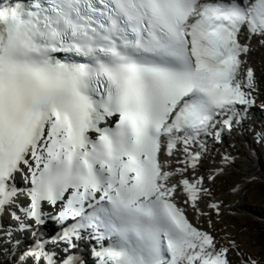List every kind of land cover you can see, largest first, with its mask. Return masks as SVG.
I'll use <instances>...</instances> for the list:
<instances>
[{"label": "snow or ice", "instance_id": "6c2138e0", "mask_svg": "<svg viewBox=\"0 0 264 264\" xmlns=\"http://www.w3.org/2000/svg\"><path fill=\"white\" fill-rule=\"evenodd\" d=\"M258 54L264 0H0V264H264L216 227Z\"/></svg>", "mask_w": 264, "mask_h": 264}, {"label": "rangeland", "instance_id": "374dc122", "mask_svg": "<svg viewBox=\"0 0 264 264\" xmlns=\"http://www.w3.org/2000/svg\"><path fill=\"white\" fill-rule=\"evenodd\" d=\"M257 110L264 116V112ZM249 123L252 128L247 135L237 138L240 139L239 142L235 141V147L241 156L237 164L242 170L222 178L226 181L223 185L226 193L223 198L225 205H231L232 208L237 205L238 208L235 212L230 210L227 213V224L218 223L216 227L218 230L225 228L233 233L242 251L259 260L264 256L263 241L258 239V233L264 228V144L257 143L256 134L263 126L256 115ZM224 148L230 150L226 145ZM250 174L256 176L258 180H248L245 193L240 195L233 193L232 186L246 180ZM233 255L237 253L234 252Z\"/></svg>", "mask_w": 264, "mask_h": 264}, {"label": "bare ground", "instance_id": "6f19581e", "mask_svg": "<svg viewBox=\"0 0 264 264\" xmlns=\"http://www.w3.org/2000/svg\"><path fill=\"white\" fill-rule=\"evenodd\" d=\"M253 59H254V67L257 70L264 69V54H258ZM254 115L258 116L259 121H260V123L262 124V126L264 128V116L261 115L257 109L255 110ZM246 135H247V133H246ZM244 137H245V134H244ZM239 140L240 139H237V138L230 139L229 142L226 143L225 145H226V147H228L230 149L229 151L235 153V152H237V149L235 147V145H236L235 141L239 142ZM233 208L236 209V208H238V206L234 205Z\"/></svg>", "mask_w": 264, "mask_h": 264}, {"label": "trees", "instance_id": "16d2710c", "mask_svg": "<svg viewBox=\"0 0 264 264\" xmlns=\"http://www.w3.org/2000/svg\"><path fill=\"white\" fill-rule=\"evenodd\" d=\"M258 239L263 241L262 242V247L264 246V228L260 230V232L258 233Z\"/></svg>", "mask_w": 264, "mask_h": 264}]
</instances>
